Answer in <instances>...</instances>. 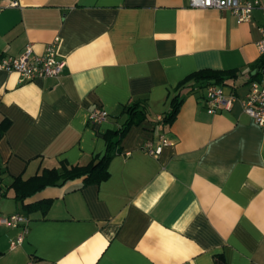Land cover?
Listing matches in <instances>:
<instances>
[{
	"label": "crops",
	"instance_id": "crops-1",
	"mask_svg": "<svg viewBox=\"0 0 264 264\" xmlns=\"http://www.w3.org/2000/svg\"><path fill=\"white\" fill-rule=\"evenodd\" d=\"M0 0V57L58 38V77L21 80L0 71V264H264V126L240 102L261 56L264 11L238 22L229 10L192 8L188 0ZM235 70L222 83L236 100L208 113L206 81L190 73ZM219 84V83H216ZM181 105L163 123L170 99ZM142 101L147 118L120 139L108 177L47 185L24 201L15 178L84 163L101 155L122 107ZM107 117L91 123V109ZM158 153L143 143L159 135ZM48 208L23 210L47 201ZM22 204V205H21Z\"/></svg>",
	"mask_w": 264,
	"mask_h": 264
},
{
	"label": "built area",
	"instance_id": "built-area-1",
	"mask_svg": "<svg viewBox=\"0 0 264 264\" xmlns=\"http://www.w3.org/2000/svg\"><path fill=\"white\" fill-rule=\"evenodd\" d=\"M188 5L192 8H212L217 10H229L234 13L237 21H246L252 15V10L260 9L264 11V0H188ZM12 5H17L14 0ZM260 37L256 41V48L260 55L264 54V25L259 27ZM58 38L44 45L42 53H35L32 47L25 46L24 50L17 56H1L0 71L14 72L21 80H34L44 77H58L63 71L64 61L57 59ZM242 99L244 111L252 117L260 126H264V82L252 81L250 90ZM205 93V106L208 113H214L220 108H230V104L236 100L232 92H225L223 84L210 83L207 85ZM107 111L101 108L91 109L88 113V120L91 123L103 121L107 117ZM164 135H159L156 146L153 147V140L143 143V148L151 153H158L160 146L167 143ZM27 215L23 213H11L0 216V224L7 226H22V233L9 244L11 248L17 247L27 232ZM31 264V262H28Z\"/></svg>",
	"mask_w": 264,
	"mask_h": 264
},
{
	"label": "trees",
	"instance_id": "trees-1",
	"mask_svg": "<svg viewBox=\"0 0 264 264\" xmlns=\"http://www.w3.org/2000/svg\"><path fill=\"white\" fill-rule=\"evenodd\" d=\"M255 73L250 76V78L255 79L256 76H260L264 73V54H262L255 63ZM236 77L235 70H216V69H200L194 71L182 79L181 83L188 81L189 79L196 81H206L207 83H219L224 84L227 81L234 79ZM179 105H181V99L179 94L176 93L170 99L169 108L162 115L163 123H172L179 110ZM145 105L142 101H134L125 104L121 109V118L119 119V124L117 128L107 131L103 136L106 139L107 145L105 152L101 155L91 156L88 161L84 163L66 164L61 162L60 169H45L41 174L28 177L26 180H21L15 178L12 183L15 192V199L24 201L25 198L33 195L37 190L47 186L65 183L67 180H72L76 178H81L82 184L85 186L90 183H99L108 177V161L115 155L121 152L119 148L120 139L123 134L129 129L133 124H139L142 120L147 118V110L144 108ZM8 121H3L0 124V136L4 129L8 125ZM48 200L45 202L38 203H24L22 205L23 210L29 212L42 208L46 211L48 208ZM23 203V202H22ZM221 258H216V263L220 264Z\"/></svg>",
	"mask_w": 264,
	"mask_h": 264
},
{
	"label": "water",
	"instance_id": "water-1",
	"mask_svg": "<svg viewBox=\"0 0 264 264\" xmlns=\"http://www.w3.org/2000/svg\"><path fill=\"white\" fill-rule=\"evenodd\" d=\"M252 73H255V70H253V72Z\"/></svg>",
	"mask_w": 264,
	"mask_h": 264
}]
</instances>
